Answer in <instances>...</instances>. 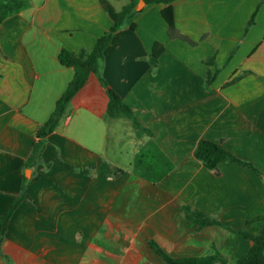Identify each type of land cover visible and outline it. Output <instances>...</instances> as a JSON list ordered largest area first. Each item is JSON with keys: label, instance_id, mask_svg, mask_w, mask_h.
<instances>
[{"label": "crops", "instance_id": "crops-1", "mask_svg": "<svg viewBox=\"0 0 264 264\" xmlns=\"http://www.w3.org/2000/svg\"><path fill=\"white\" fill-rule=\"evenodd\" d=\"M140 1L28 0L0 23V215L24 185L27 196L7 223L0 264H164L150 240L172 258L217 252L224 262L214 264H235L250 243L232 231L264 225H246L264 216V0H174V26L192 46L169 39L163 5ZM133 2L99 74L149 133L109 118L105 89L90 74L27 167L38 128L73 77L59 53L90 51ZM200 140L262 176L229 160L207 169L193 154ZM149 142L172 164L156 183L133 172L138 153L160 161ZM185 205L221 226L197 229Z\"/></svg>", "mask_w": 264, "mask_h": 264}, {"label": "trees", "instance_id": "trees-1", "mask_svg": "<svg viewBox=\"0 0 264 264\" xmlns=\"http://www.w3.org/2000/svg\"><path fill=\"white\" fill-rule=\"evenodd\" d=\"M145 4H160L163 5L160 10L161 18L167 25V36L169 39H175L194 45L184 35H181L174 26L173 12L171 4L174 0H142ZM136 2H133L125 6L120 12H118L113 20V23L109 29L99 36L92 49L90 51H81L77 54L69 53L62 50L58 55L59 63L64 67H71L73 69V77L68 83L66 89L61 96L56 100L54 109L50 114L49 118L43 123L37 130L36 136L37 141L33 144L31 152L26 160L27 167H31L40 156L42 149L43 140L46 136L53 132L57 126L64 110L73 96L81 89L85 84L88 76L94 74L99 78L101 86L105 89L108 97L107 104V115L111 119L126 118L128 119L133 128L135 129L136 135L139 136L142 133H149L147 130L142 128L134 117L131 109L127 106L120 97L110 88L107 87L106 83L102 80L99 74V63L102 60L103 52L115 31H117L135 11L134 6ZM29 6L28 0H0V23L9 16L18 14L22 10ZM257 9V8H256ZM256 11V10H255ZM254 13L247 22V26L253 24ZM162 52V46L159 43H154L151 47L149 56L150 64L155 67L158 63V57ZM214 76L207 75L205 86L208 87L209 83ZM149 155L160 157V161L147 162L145 161V153H138L133 162V172L140 178L150 183H156L162 177L167 175L171 169L172 164L169 159L163 154V152L152 142L148 144ZM194 157L201 161V163L209 170H215L220 162L223 160H229L237 165H241L249 168L257 175L262 174L253 167L250 163L236 158L235 156L228 153L223 147L218 144L212 143L207 140H200L195 149ZM147 155V154H146ZM159 160V159H158ZM117 170L113 169V173L116 174ZM121 172V170H118ZM26 185L23 186L21 193L15 198V200L8 206L5 212L0 215V246L7 230V223L20 202L27 198L25 193ZM184 217L197 225V229H202L207 226H221V223L214 218H210L202 212L192 209L185 205L183 206ZM264 219V216L257 217L250 222H246L249 225L251 222ZM235 235L249 241L250 246L235 262V264H264V225L256 234H252L246 230L232 231ZM149 248L153 253L158 256L164 264H214L216 262H224V259L215 252L212 255H207L199 258H172L167 255L154 241L148 242Z\"/></svg>", "mask_w": 264, "mask_h": 264}, {"label": "water", "instance_id": "water-1", "mask_svg": "<svg viewBox=\"0 0 264 264\" xmlns=\"http://www.w3.org/2000/svg\"><path fill=\"white\" fill-rule=\"evenodd\" d=\"M140 3L143 4V1L141 0Z\"/></svg>", "mask_w": 264, "mask_h": 264}]
</instances>
